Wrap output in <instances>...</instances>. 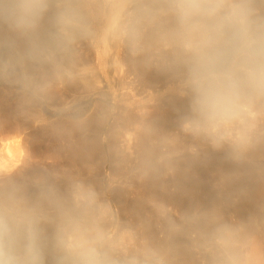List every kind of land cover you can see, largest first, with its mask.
Returning a JSON list of instances; mask_svg holds the SVG:
<instances>
[{
	"label": "clouds",
	"instance_id": "9594fccd",
	"mask_svg": "<svg viewBox=\"0 0 264 264\" xmlns=\"http://www.w3.org/2000/svg\"><path fill=\"white\" fill-rule=\"evenodd\" d=\"M0 86V264H264V204L232 211L264 186V0H0ZM210 151L233 168L179 207Z\"/></svg>",
	"mask_w": 264,
	"mask_h": 264
},
{
	"label": "bare ground",
	"instance_id": "6f19581e",
	"mask_svg": "<svg viewBox=\"0 0 264 264\" xmlns=\"http://www.w3.org/2000/svg\"><path fill=\"white\" fill-rule=\"evenodd\" d=\"M145 82L146 86L158 89L159 84H163L166 81L162 76H158L155 73H149L146 76ZM4 101L5 103L7 102V104H11V106L7 104V106L4 105ZM185 103L186 102L184 100L176 97H169L164 100L163 103L161 102L160 109L157 114L160 122L162 124L165 123V125L167 123V127H172L180 112L183 110ZM0 104L2 105L1 110L4 109L7 113L11 112L15 105V98L10 99L4 95H0ZM47 134L49 135V133L43 129H32L30 131L29 135L31 137V149L33 152L35 150L34 144L38 140H42ZM232 168L233 165L224 158L223 153L210 151L207 158L202 163L194 166L192 172L185 181L187 191L185 193L178 194L176 197L177 205L179 207H187L193 202L208 204L213 201L216 198V191L213 185L218 174L223 171H229ZM240 186L247 188L248 196L241 198L236 203L237 206H235V209H237L238 212H244L247 202L250 203L252 201L253 206L255 205L257 207L260 204H264V186L256 185L247 180H242L238 187ZM131 211L133 210H129L128 212L131 213ZM238 212L236 214H238Z\"/></svg>",
	"mask_w": 264,
	"mask_h": 264
},
{
	"label": "rangeland",
	"instance_id": "374dc122",
	"mask_svg": "<svg viewBox=\"0 0 264 264\" xmlns=\"http://www.w3.org/2000/svg\"><path fill=\"white\" fill-rule=\"evenodd\" d=\"M165 87H166V82L163 83V84H159L158 90H163ZM155 89H157V88H155ZM0 95H4V96H6V97H8L10 99H14L15 98L13 95L8 94V90L4 86H0ZM168 98L169 97H167L166 99H168ZM166 99H163L162 100V103ZM6 104H7V102L5 103V101H4V105H6ZM7 105H10L11 106V104H7ZM1 108H2V105L0 104V111L5 112V110L4 109L1 110ZM5 113H7V112H5ZM164 125H165V123H164ZM166 125H167V123H166ZM52 143H53L52 137L50 135H48V134L45 135L42 140H38L34 144L35 145L34 154H36L37 156H44V155H46L51 150ZM111 198H112L113 202L115 203V205L119 208L121 214L125 218H132L138 212V208H137L136 201L133 200V199H131V198H129V197H127L123 193H120V192L114 193V194L111 195ZM235 206H237V204H235ZM235 206L232 209V211H234L235 213H237L238 210L235 209ZM254 206L252 204V201L250 203L247 202L244 212H241L240 213V211H239L237 215H239V216H246L249 213L256 211L257 206H255V207ZM127 210L128 211L129 210H133V211H131V213H129Z\"/></svg>",
	"mask_w": 264,
	"mask_h": 264
}]
</instances>
